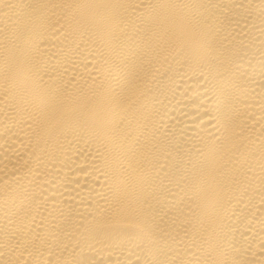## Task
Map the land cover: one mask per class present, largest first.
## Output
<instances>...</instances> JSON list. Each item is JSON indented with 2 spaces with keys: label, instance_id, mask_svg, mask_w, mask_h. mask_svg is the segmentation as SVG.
Returning a JSON list of instances; mask_svg holds the SVG:
<instances>
[{
  "label": "bare ground",
  "instance_id": "bare-ground-1",
  "mask_svg": "<svg viewBox=\"0 0 264 264\" xmlns=\"http://www.w3.org/2000/svg\"><path fill=\"white\" fill-rule=\"evenodd\" d=\"M0 264H264V0H0Z\"/></svg>",
  "mask_w": 264,
  "mask_h": 264
}]
</instances>
